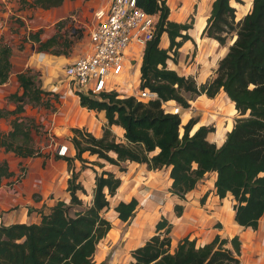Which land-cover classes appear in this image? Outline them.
<instances>
[{"label":"trees","instance_id":"1","mask_svg":"<svg viewBox=\"0 0 264 264\" xmlns=\"http://www.w3.org/2000/svg\"><path fill=\"white\" fill-rule=\"evenodd\" d=\"M64 2L34 0L33 6L51 9ZM138 5L148 13L159 15L154 38L144 50L139 85L141 90L156 92L159 98L145 102L135 96L120 98L117 91L102 93L100 97L76 93L82 107L106 112L108 124L104 134L98 138L84 129H72L75 156H56L66 160L71 171L67 181L69 203L58 200L50 213L42 214L40 223L0 225V264H94L100 241L113 228L103 211L110 207L109 195H116L123 182L112 171L96 170L92 204L71 213L72 208L83 205L78 192L86 189L77 181L75 160L86 163L85 152L118 166L130 161L146 163L150 170L170 167V191L181 199H185L207 173L217 172L216 194L220 199H225L229 193L234 196L235 221L245 228H259L264 215V0H253L250 12L240 22H236V8L231 0L214 1L202 36L222 46L226 45L229 33L236 31L237 38L220 61L215 77L201 86L193 76L181 75L167 63L171 58L177 60L180 48L192 39L189 30L193 23L170 20L167 0H138ZM43 31L30 32L26 40L38 43L41 51L71 54L74 41L59 33L44 40ZM164 33L170 39L167 49L160 46ZM75 34L73 32V36ZM12 52L9 44L0 43V85L10 78ZM17 79L23 92L11 95L18 107L10 113L17 115H13L10 131H0V148L21 158L39 157L43 153L34 145L35 120L25 115L24 108L26 103L40 104L47 92L38 84L31 69L18 74ZM222 89L235 104L240 117L221 147L208 140V135L215 131L214 126H200L192 134L198 119L191 118L181 135L180 115L166 112L162 107V101L177 102L186 109L191 106L186 94L192 98L201 94L214 98ZM7 114L0 109V117L9 116ZM113 125L125 130V143L117 141L111 129ZM93 163L104 166L100 161ZM13 175L10 164L4 160L0 164V186ZM139 203L136 197L118 202L115 206L118 218L130 223ZM183 210V205L175 206L178 216ZM172 228L173 224L162 218L156 225V233L133 251L134 261L130 264L241 263L239 236L229 240L216 235L203 246L186 236L172 251Z\"/></svg>","mask_w":264,"mask_h":264},{"label":"crops","instance_id":"2","mask_svg":"<svg viewBox=\"0 0 264 264\" xmlns=\"http://www.w3.org/2000/svg\"><path fill=\"white\" fill-rule=\"evenodd\" d=\"M2 1L11 4L10 0ZM214 1L215 0H167V3L171 9L170 20L172 21L178 23H186L191 15L196 11V13L194 14L195 19L193 28L189 30V35L192 37V39L185 42L183 47L180 48L182 50L180 51V62H183L182 57L186 58V56L190 54L191 49L196 50L197 47H199L198 52L196 51L197 57L195 58L197 69L193 67L191 68L190 72L181 73L179 72L181 70L178 66L172 64V68L178 71L181 75L194 76L195 79H197L198 85L200 86L215 77L214 74H210L212 72V66L215 65L218 57L226 55L229 50V48L228 50H226V48H223L218 41L207 37H202L203 30L207 24L208 18L211 15ZM86 2L87 4L85 6L89 7L91 13L99 8H104L109 4V0H89ZM13 4L16 5V0H14ZM245 4H241L235 0H231V5L236 7V13L238 16H242L239 12V5H241L240 8L242 13H246L248 11L250 7L248 3V6L246 8L242 7L246 6ZM82 5V0H65L62 6L57 7L55 10H53L51 16L53 15L57 17L56 21L61 20L70 12L74 11L75 9H79V7H82ZM32 12H34V16L30 18V24L28 28L29 32H35L39 29H46L45 32L41 35L42 39L45 40L53 36L56 31V29L53 27L54 22L53 24L48 25L47 21H45L46 16L42 14L40 15V12L25 9L18 10L15 14H17V16H19L23 20L27 21L26 16L30 13L32 14ZM6 14H14V11L9 8ZM51 16L47 17H50L49 20L52 21ZM22 29L23 28L19 29V34L10 33V27L7 20H5L4 23L0 22V39L3 38L5 42L9 43L13 51L11 56V77L9 78L8 82L0 85L1 109L5 106L2 103V100L6 96L14 92V89H19V82L16 78L18 74L25 72L28 68H35L32 65V61L36 55V59L40 63L43 62L48 65L46 70H49L50 68L53 69L58 65L63 64H66L65 66H67L73 63L79 57V55L74 56V54L68 56H55L49 53H37V45L30 40H28L29 42L25 43L27 48L21 50L19 47H15L13 44L16 43L18 37L27 36L26 33L28 31H21ZM91 29V26H89V31H91ZM11 37L13 39L9 40V38ZM89 39L90 36H87V42L89 41L90 49L91 42ZM169 45V36L167 33H164L161 38L160 46L167 49ZM144 50L145 47H140L138 44L131 45L127 50L126 66L130 67L133 61H137L138 63L136 66L131 67L133 69H131L132 74L130 76L121 78V80L117 82L118 86H124L125 92L130 91L131 93L134 90V88L132 90H128L126 84L129 81V83H133V85L135 86H137V84L138 86L140 85L141 66ZM32 51L35 52L33 53ZM203 62L205 63L204 65ZM199 65H201L200 68ZM198 69L199 74L197 76L195 75V71ZM42 72L45 73V71ZM13 76H15V78ZM52 78L53 77H49L48 79H45V81H48L45 86L51 83L50 80ZM129 86L130 88H132L130 84ZM54 88H56L59 92H62V94L64 95V104H66L67 102V108L69 110H75L77 114H79L80 110L81 115H66L65 111L60 109L58 113L51 115L50 122H48V129L51 132L53 131L55 133L56 130L65 132V130H69L71 126H77L76 124H73V122L76 121L78 124H83L78 125V127H80L81 129L82 127H85L94 136L98 138L102 137L104 134L103 127H106V125L108 124L106 112L104 110H91L95 113V115H93V113L88 112L87 109L86 111L84 110V108H81L80 97L72 88H70L69 83L62 85L59 82ZM118 90L120 91L119 87ZM168 105L169 109H173L176 103L171 102ZM197 110H201L202 112H204V116L201 117V119L198 121L192 134L200 126L216 124L215 131L208 135V140L212 143H215L217 147H221L226 141L228 133L233 129L236 120L239 118H237L238 110L236 109L235 104L229 99L223 89L214 98H208L206 94H201L192 101L191 109L181 111L182 121L187 122L194 114L193 111ZM85 114L87 115L85 116ZM9 128V121L6 118L0 117V131H7L9 130ZM111 129L115 136L117 135L116 139L118 142L125 140V130L120 125H113ZM55 151L57 153V149ZM56 153L52 152L47 160L42 161V163H39L38 161L35 163H28L29 169H26L25 177L18 181L16 180L21 172L20 170V173L17 172L16 168H20V166H22L20 164L23 162L24 164H27L26 160H29L30 158L17 157V159L19 160L18 164L16 166L10 165V170L14 172V175L9 177V179H6L3 185L0 186V225H11L15 223H40L42 214L50 213L51 208L56 204L58 200L62 199L66 202L69 201L67 194L68 191L65 192L66 195L60 197V190L57 186V181L59 179L60 184L65 185V187L67 188V181L69 178L68 163L63 158H57ZM75 154V148L69 146V155L75 156ZM99 160L101 161V159ZM76 161L77 159L75 160L77 171L82 170L83 172L87 169L86 167L82 169V167L77 165ZM101 163L103 162L101 161ZM208 174L209 173H207L202 180H204L206 176H208ZM211 174L212 181H209L211 185H203L204 188H202V191L204 192L211 190V186L215 188L217 172H211ZM158 185L159 184L157 183V188ZM127 186L128 184L126 183V179H124L123 185L119 189L120 196L127 195ZM163 190H168V188H163ZM158 194L160 196L163 195V193L161 192H159ZM36 195L39 198L38 201H36ZM132 198L133 197H131L130 200ZM136 198L138 199V197ZM177 204H181L184 206L183 215L180 217L175 214V206ZM235 204L236 200L231 193H229L225 199H220L217 194H207V199L203 205L191 203L190 201H181L179 199V196L175 195L168 199L167 204H161L160 202L155 200L149 201L147 204L143 205V207L140 204L134 217L135 226L133 227V235L128 245L132 246L133 244H137V247H135L133 251L138 247L144 245L145 242L156 233V225L162 219V217H164L173 224V228L171 231L172 251L177 248L180 240H182L186 236H189L191 239H196L198 246H203L206 243L212 241L216 235H220L222 238H227L229 240H231L234 236H239L241 240L240 264H264V215L260 220L258 229L254 230L253 228H245L235 221ZM34 208L37 209V211L34 210ZM113 228L110 230V232L113 230ZM230 246L231 245L229 244L228 247ZM132 260L133 259H131L129 263H131ZM94 261L98 262L99 259L95 258ZM117 261L120 262L119 259H115L114 264H117Z\"/></svg>","mask_w":264,"mask_h":264},{"label":"rangeland","instance_id":"3","mask_svg":"<svg viewBox=\"0 0 264 264\" xmlns=\"http://www.w3.org/2000/svg\"><path fill=\"white\" fill-rule=\"evenodd\" d=\"M86 1H89V0H82V2H83L82 7H79V9H75L76 11L74 10V11L70 12L63 19L56 21L57 17H55L53 15H52L53 16L52 17L51 14H52L53 10H55L57 7L51 8V9H44L41 7L33 6L34 0H16V5L13 4L14 0H10L11 4H8L5 1L0 0V22L4 23V21L7 20V22L9 23V27H10V33H18L19 34V29L23 28L21 31H23V30L25 32L28 31L26 34L29 35V33L32 32V31L29 32V30H28L29 24H30L29 22H30V18H32V16H34V12H32V14L27 13L28 14L27 16L25 14L27 21L23 20L22 18L17 16V14H15V13L18 10H25V9L40 12V15L42 14V15L46 16L45 21H47L48 25L53 24V22H54L53 27L56 29L55 34L59 33V34L63 35V37H65V39H70V40L75 42V44L73 46V50H72L70 55L74 54V56H77V55L80 56V55H84L85 52H87L89 50V46H90L89 41L87 42V36H89V32H90L89 26H92L96 22L94 12L91 13V11L89 10V7L85 6L87 4ZM235 1H237L241 4H245V2H246V4H245L246 6H242L243 8H246L248 6V4L250 6L246 13H242L241 8H240L241 5L238 6L240 15H242V16H238L236 13V22H240L246 16V14H248L250 12V10H251L250 8H252L251 7L252 6V0H235ZM9 8L14 11V14H10V15L6 14ZM195 13H196V11H195ZM194 14L191 15V17L189 18V20L186 23H194V19H195ZM47 16H51L52 21L49 20L50 17H47ZM45 30L46 29H44L43 33L45 32ZM73 32H76V34L74 36H73ZM26 37L27 36L18 37L16 43H14V44L12 43V44L15 47H19L21 50H23V49L27 48L25 43L29 42L28 40H26ZM202 37H208V36L203 35ZM236 38H237V32L236 31L229 33L228 41H227L226 45H224V46L221 45V46L223 48H226V50H228V48L230 47V45H232L234 43ZM12 39H13L12 37L9 38V40H12ZM0 43L9 44V43L5 42L3 38L0 39ZM35 44L37 45V48H36L37 53L53 54V53L48 52V51L39 50V44L38 43H35ZM29 48H30V46H29ZM198 50H199V47H197L196 50L191 49L190 54H188L186 56V58L182 57V61H183L182 63L180 62L181 52H179L178 59H177L178 61L176 59H174V60H176V61H174L172 58L169 59L167 62L168 67L173 69L172 64H174V65L179 67V69L181 70L179 72H181V73L182 72L188 73L191 71V68H193V67H195L197 69V66L195 64V61H196L195 58L197 57ZM179 51H182V50L180 49ZM32 52L34 53L35 51H32ZM53 55L60 56V55H56V54H53ZM171 55H172V57L175 58V55L173 54V52H171ZM224 56L222 55V56L217 58L215 65L212 66V72L210 73L211 75H213V74H214V76L216 75L217 69L219 67V63ZM36 58H37V55L35 56V58H33V61H32L33 64L32 65H33V67H35L37 69H35V68H28V69H31L32 73H34V75L37 76L38 84L47 93L44 95V99L40 104L26 103L25 108H24L25 109L24 113H25V115L32 117L35 120V126H34V131H33L34 132V145L37 148H39L43 154H42V156H39L38 158L35 157V158H30L29 160H26L27 164H24V162L21 163L20 165H22V166L19 165L20 168H16L17 172H19V170L21 172V173L19 172L20 175L18 176L17 180L15 179L16 181L21 180L25 177L26 169H29L28 163H35L37 161L39 163H42V161H46L47 158L49 157V155L52 154V152L56 153L55 150L57 149V147L60 144L64 143V144H67L71 147H74V145L71 142V138L73 137L72 129L77 128L78 125H83V124H78L76 121H74L73 124H76L77 126L73 125V126H71V128L69 130H65V132H61V130H56V133H55L53 131L51 132L48 129L49 128L48 122H50L51 115L58 113L60 109L65 111L66 115H81V111L79 110V114H77V112H75V110H69L67 108V102H66V104H64L65 99H64V95L62 94V92H59L56 88H54V87H56V84H58L59 82L62 85L68 84V81L64 77V66L66 64L58 65L57 67H55L53 69L50 68L49 70L48 69L46 70L48 65H46L43 62L40 63ZM34 63H36V64H34ZM137 63H138L137 61L136 62L133 61L132 65L130 67L127 66L126 69L124 70L123 74L121 75V78L130 76L132 74L131 69H133L131 67L136 66ZM204 64L205 63L203 62V65ZM200 67H201V65H199V68ZM42 71H45V73ZM198 74H199V69L195 71V75L198 76ZM10 77H11V75H10ZM13 77L15 78V76H13ZM49 77H53L50 80L51 83H49V85L45 86V84L48 82V81H45V79H48ZM59 78H61V79H59ZM121 78L119 79V81L121 80ZM195 80L197 81V79H195ZM17 81H18V79H17ZM55 82H57V83H55ZM129 82L126 84L128 87V90H132L133 88H134V90L131 93H130V91L125 92L124 86L120 87V85H119L118 87L120 88V91L119 90H115V91H117L119 93L120 98L135 96V94L141 90L139 88L138 84H137V86H135V85H133V83H129ZM129 84L132 86V88H130ZM22 92H23V90H22V88H20V84H19L18 90L14 89V92H12L10 95L6 96L2 100V103L5 105L2 108V110L4 111L5 114L9 113V114H7L9 116L4 117V118H6L10 124L9 130L3 131V132H8L12 129L11 120L13 119V117H15L13 115H17V114H11L10 113L11 111L16 110L18 107V103L11 97V95H13L15 93L22 94ZM122 92H124V93H122ZM186 97L189 98V101L191 104V106L189 108H186V109H191L192 108V101L195 100V98L197 96L192 98L190 96V94H186ZM142 101L147 102V100H142ZM175 103L178 104L177 102H175ZM178 105L181 106L180 104H178ZM80 106H81V104H80ZM81 108H84V110L87 109L86 107H82V106H81ZM186 109L184 108L183 110H186ZM87 110H88V112H92L89 109H87ZM193 112H194V114L192 115L191 118H196V119H198V121L201 119V117L204 116L203 115L204 112H202L201 110H197V111H193ZM92 113H93V115H95L94 112H92ZM86 115L87 114H85V116ZM180 117H181V115H180ZM238 117H240L239 113H237V118ZM188 121L187 122L185 121L186 122L185 123L184 121H182V117H181V127H180L181 135L184 132V125H186L188 123ZM208 126H214L215 127L216 124H210ZM78 128H80V127H78ZM82 129H84V131H86V132H89L85 127H82ZM103 129L105 130V127H103ZM115 137L117 138V135ZM119 142H126V139L119 141ZM152 154H154V153H152ZM56 155H60V154H58V152H57ZM67 155H69V153ZM111 155L116 156V154H114V153H111ZM60 156H62V155H60ZM83 157L87 160L86 163H83L80 160L76 161L77 165L82 167V169L85 167L87 168L83 172H82V170H79V171L76 170L79 173V177H78L77 181L81 182L82 185L84 186V188L86 189L85 191H79L78 192L80 198L83 200V205L82 206H76V207L72 208L71 213H74L77 210H84L92 204L93 196H94V189L96 187V170L98 172H102L103 170L112 171L118 177L121 178L122 182L124 181V179H126V183L128 184V186L126 187L127 195H121L120 196L119 190H117L116 195H114V196L109 195V197H108L110 200V207H109V209H105L103 211V214L109 220H111L114 228L109 234H107V236L104 239H102L100 241L98 248H97V251H96V254H95V257H94V259L95 258L99 259V261L98 262L94 261V264H114L115 259L120 260V262L117 261V264H130L129 261L131 259L134 260V258L132 256L133 249L135 247H137V244H133L132 246L128 245L129 241L133 235V227L135 226V220L133 219L130 223H124L121 220H119L118 215L115 213V206L121 200H130L131 197H135V196L138 197L139 202H140L142 207H143V205L147 204L149 201H152V200L158 201L161 204H163V203L167 204L168 199L174 195L170 191V188L172 185V179L170 177L171 168L170 167H164V168L159 169V170H156V169L150 170L146 163H136V162H130V161H126V162L122 163L121 166H118V165L110 164L106 160L101 159V161L104 163V167H102V166H99V165L93 163L94 161L99 160V158H97L96 155H91L89 152H85L83 154ZM4 160L8 161V163L10 165H14V166H16L18 164V161H19L17 159V155H15L12 152L5 151L4 148H0V164ZM44 165H45V163H44ZM75 167H76V165H75ZM69 174L71 176L70 170H69ZM211 178H212V174L209 173L208 176H206V178L204 180H201L199 182L200 184H197L196 189L192 190L191 192H189L186 195L185 199H181L180 197H179V199L181 201H190L191 203L203 205L207 199V196H206V198H204V200H203V197L207 192L209 195H211V193L216 195V189L213 188L212 186H211V190L205 191V192L202 191V188H204L203 185H207V184L211 185V183L209 182V181H212ZM156 182L159 184L158 188L156 186V184H157ZM57 186L60 190V197H62L63 195H66L65 192H67V188L65 187V185L60 184L59 179L57 181ZM166 187L168 188V190H163V188H166ZM212 189H213V192H212ZM64 190H66V191H64ZM159 192L163 193V195L160 196L158 194ZM67 194H68V199L70 201L69 192H67ZM175 196H178V195H175ZM35 197L37 198L36 201H38L39 198L37 197V195ZM141 206H140V208H141ZM34 210L37 211V209H35V208H34ZM175 214H176V211H175ZM182 215H183V213H182ZM178 217H180V216H178ZM162 218H164V217H162ZM171 250H172V245H171Z\"/></svg>","mask_w":264,"mask_h":264},{"label":"built area","instance_id":"4","mask_svg":"<svg viewBox=\"0 0 264 264\" xmlns=\"http://www.w3.org/2000/svg\"><path fill=\"white\" fill-rule=\"evenodd\" d=\"M96 22L90 31V49L73 63L64 67V75L75 93L100 97L102 93L118 90L121 75L126 69V53L133 44L146 47L153 40L159 15L151 14L138 5V0H109L108 6L94 11ZM138 100H154L159 96L149 89L135 94ZM166 112L181 114L182 107ZM58 154L69 153V145L60 144Z\"/></svg>","mask_w":264,"mask_h":264},{"label":"clouds","instance_id":"5","mask_svg":"<svg viewBox=\"0 0 264 264\" xmlns=\"http://www.w3.org/2000/svg\"><path fill=\"white\" fill-rule=\"evenodd\" d=\"M176 105H178V104H176ZM182 107V106H181ZM182 110H183V108H182ZM171 113V112H170ZM179 115H181V114H179Z\"/></svg>","mask_w":264,"mask_h":264}]
</instances>
